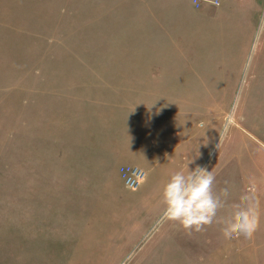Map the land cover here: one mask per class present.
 Here are the masks:
<instances>
[{
    "label": "rangeland",
    "instance_id": "374dc122",
    "mask_svg": "<svg viewBox=\"0 0 264 264\" xmlns=\"http://www.w3.org/2000/svg\"><path fill=\"white\" fill-rule=\"evenodd\" d=\"M195 9L0 0V264H264V28L212 31ZM115 158L149 170L127 187ZM190 159L229 189L220 218L256 210L251 238L163 217ZM145 172L157 198L138 191Z\"/></svg>",
    "mask_w": 264,
    "mask_h": 264
},
{
    "label": "clouds",
    "instance_id": "9594fccd",
    "mask_svg": "<svg viewBox=\"0 0 264 264\" xmlns=\"http://www.w3.org/2000/svg\"><path fill=\"white\" fill-rule=\"evenodd\" d=\"M191 162L192 159L186 162L185 170L172 173L164 184L161 192L163 217L179 224L189 234L203 232L207 226L221 223V234L225 239L251 238L259 227L256 210L250 205H235L228 216L220 218L229 189L215 190V173L201 166L189 169Z\"/></svg>",
    "mask_w": 264,
    "mask_h": 264
},
{
    "label": "crops",
    "instance_id": "0c3cea01",
    "mask_svg": "<svg viewBox=\"0 0 264 264\" xmlns=\"http://www.w3.org/2000/svg\"><path fill=\"white\" fill-rule=\"evenodd\" d=\"M214 1H216L217 3H214ZM190 4L192 7L196 8L195 17L196 14H207L208 18L206 20L208 21V25L211 27L212 31L223 32L226 28L235 27L254 28L257 21H260L261 23L260 28L262 25L264 28V0H206L201 2L199 6H194L192 0H190ZM194 20L195 18L192 19V21ZM261 38L264 40V31L261 35ZM243 56L244 55L242 54L240 58H243ZM256 59L259 62V68H254L258 69L257 75L260 76H258V79H256L259 82H254L253 87L262 90L264 89V50L257 55ZM262 60L263 63L261 65L260 62ZM127 165H136L145 171L149 170V167L145 163H133L132 160L128 158H125L123 160L116 159L113 163L114 169L112 170L115 171V176L119 177L120 168ZM259 167L263 170L264 162H261L259 164ZM146 174L148 177L145 176L143 181L140 183L138 191H141L145 199H149L152 197L157 198L158 196H160L159 190L157 189L158 185L152 182L153 178H149L151 174ZM55 181L60 187L70 185V183L68 182L69 178H55ZM59 182H61V184ZM153 209H155L154 206ZM259 214L260 216L264 215L261 213Z\"/></svg>",
    "mask_w": 264,
    "mask_h": 264
},
{
    "label": "built area",
    "instance_id": "2783aa9c",
    "mask_svg": "<svg viewBox=\"0 0 264 264\" xmlns=\"http://www.w3.org/2000/svg\"><path fill=\"white\" fill-rule=\"evenodd\" d=\"M206 0H192L194 6H199L201 2ZM214 3H217L214 1ZM121 174L123 181L127 187H136L140 180L144 177V171L137 166H124L121 167Z\"/></svg>",
    "mask_w": 264,
    "mask_h": 264
}]
</instances>
